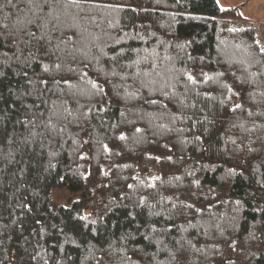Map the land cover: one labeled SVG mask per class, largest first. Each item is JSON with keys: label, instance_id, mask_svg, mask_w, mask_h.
<instances>
[{"label": "trees", "instance_id": "16d2710c", "mask_svg": "<svg viewBox=\"0 0 264 264\" xmlns=\"http://www.w3.org/2000/svg\"><path fill=\"white\" fill-rule=\"evenodd\" d=\"M239 20L0 0V264H264V50Z\"/></svg>", "mask_w": 264, "mask_h": 264}, {"label": "crops", "instance_id": "0c3cea01", "mask_svg": "<svg viewBox=\"0 0 264 264\" xmlns=\"http://www.w3.org/2000/svg\"><path fill=\"white\" fill-rule=\"evenodd\" d=\"M222 7H238L245 18L264 21V0H219Z\"/></svg>", "mask_w": 264, "mask_h": 264}, {"label": "built area", "instance_id": "2783aa9c", "mask_svg": "<svg viewBox=\"0 0 264 264\" xmlns=\"http://www.w3.org/2000/svg\"><path fill=\"white\" fill-rule=\"evenodd\" d=\"M232 27H252L257 43L264 50V21L239 20L231 24Z\"/></svg>", "mask_w": 264, "mask_h": 264}, {"label": "rangeland", "instance_id": "374dc122", "mask_svg": "<svg viewBox=\"0 0 264 264\" xmlns=\"http://www.w3.org/2000/svg\"><path fill=\"white\" fill-rule=\"evenodd\" d=\"M69 193L66 192L65 190H61V189H54L51 193V203L54 206H60L62 204H66L69 202L70 199L72 198H68ZM51 204V206L53 208H55L53 205Z\"/></svg>", "mask_w": 264, "mask_h": 264}]
</instances>
